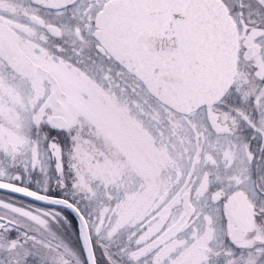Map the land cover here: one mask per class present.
Returning <instances> with one entry per match:
<instances>
[{"label":"snow or ice","instance_id":"snow-or-ice-1","mask_svg":"<svg viewBox=\"0 0 264 264\" xmlns=\"http://www.w3.org/2000/svg\"><path fill=\"white\" fill-rule=\"evenodd\" d=\"M0 264H264V0H0Z\"/></svg>","mask_w":264,"mask_h":264}]
</instances>
